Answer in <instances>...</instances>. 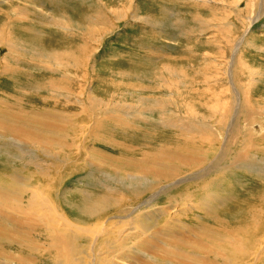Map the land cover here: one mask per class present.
Masks as SVG:
<instances>
[{
	"label": "rangeland",
	"instance_id": "1",
	"mask_svg": "<svg viewBox=\"0 0 264 264\" xmlns=\"http://www.w3.org/2000/svg\"><path fill=\"white\" fill-rule=\"evenodd\" d=\"M22 6L30 14L36 15H31L32 20L28 25L34 30H42L39 33L46 48L25 47L26 61L30 65L26 64L29 68L22 66V69L28 70V78L4 76L8 84L0 88V92L13 93L15 97L11 96L7 101L10 105H19L23 121H31L34 115L37 122L53 125L61 122L57 116L66 115L70 121L77 119L86 122L82 127L86 132L85 138L78 142L76 140L80 135L73 136L75 144L80 143L79 152L75 146L69 150L77 163L69 164L67 170H75L59 185L61 196L66 197V201L59 206L74 218L79 215L75 209H71V205L82 211L94 210V206L101 204L109 205L106 209L108 214L102 219V227L111 214L127 216L138 205L135 199L141 195L135 196L131 189L123 185L124 181L118 180H128V175H137L140 172L138 166L143 165L149 157L147 162L151 164L153 159L162 158L168 152L187 156L193 147L189 141L182 139L197 141L198 136L183 124L199 123L198 114H202L195 109L185 111L187 103L203 100L202 92L208 88L216 92L228 90V97L232 95V74L229 73L232 69L233 75L237 70L251 71L252 77H242L240 84L236 80L235 86L238 90L240 87L242 94L249 90L248 94L255 100L260 98V94L261 101L264 100V15L257 18L253 25L249 23L250 16L254 19L259 15L257 9L264 8V0H0V12H23L25 8ZM119 10L124 13H117ZM6 14L0 16V23L9 17ZM91 35L90 41L88 37ZM241 40L242 45L236 55L239 62H233L235 43ZM83 43L90 47L92 58L90 61L73 62L76 67L72 68V72L64 68L65 65L57 69V66H53L58 65L57 61L44 66L45 62L50 61L53 49L70 51L65 52L71 55V60H83L76 52ZM5 51L0 50L1 57L6 55ZM36 51L41 54L43 64L28 60H38V56L34 57ZM44 54L47 56L44 57ZM26 82L29 87L25 86ZM105 111L113 117H106ZM95 121L97 125L94 126ZM177 122L183 124L176 125ZM259 123L264 125V120ZM213 124L208 123L214 128ZM209 126L208 133L213 134L216 128ZM37 127L40 130L46 125L40 123ZM59 132L63 133L64 130L59 129ZM55 146L62 148L59 143ZM14 147L15 144L8 140L0 143V164L5 165L9 174L22 175L26 179L30 173L39 170L56 174L57 168L51 167L56 162L50 156L44 153L32 155L26 151L25 154L14 153ZM240 168L232 166L228 177H224L226 181L206 186L212 195L225 189L226 195L231 197L227 200L228 205L217 209L218 214L224 210L227 212L225 222L219 223L224 226L222 230L220 227L212 230L217 222L202 216L207 212L210 214L209 200H200L203 195L197 192L187 200L167 202L162 198L149 210L145 209L143 213L155 214L164 207L173 206L170 215H163L158 224L140 215L132 223L137 213L121 221L112 220L108 225V237L112 238L115 232L128 228L136 242L142 239H146L147 243L171 240L178 244L181 233L195 230L199 235L209 232L215 240L234 238L236 235L243 243L249 237V226L254 223H248L247 207L257 202V196L263 193L260 187H264V176ZM189 172L182 173L176 181L189 176ZM173 181L161 182V186L173 184ZM193 183L195 181L180 184L174 194H179V191L185 193V187ZM200 201L205 203L203 209L194 213L187 211L189 204ZM45 211V216L53 220L55 213ZM195 215L202 216L201 220ZM95 220L89 218L85 221L92 224ZM142 226H147L149 230L140 233ZM164 227L165 231L160 230ZM2 228L10 233V237L17 232L19 236L15 240L22 241L26 250L35 254H39L38 240L50 235L35 228L33 238L35 235L36 238L30 240L24 227L12 220ZM2 238L0 235V243L8 251L21 250L15 242L14 247H10L11 242L1 241ZM245 247L250 248L247 244ZM126 260L134 262L131 252L126 254ZM257 264H264V253Z\"/></svg>",
	"mask_w": 264,
	"mask_h": 264
},
{
	"label": "bare ground",
	"instance_id": "2",
	"mask_svg": "<svg viewBox=\"0 0 264 264\" xmlns=\"http://www.w3.org/2000/svg\"><path fill=\"white\" fill-rule=\"evenodd\" d=\"M249 6L251 5L249 4ZM22 8L25 7L22 6ZM261 8L257 9L259 15L255 16L254 19L250 16V25L257 18L264 15V8H262V12ZM27 10L25 8L23 12H11L12 16L10 11L0 12V16L6 14V12V15L9 16L8 18L6 17V21L0 23V50H6L5 56L1 57L0 55V88H4L8 84L4 80V76L28 78V70L22 69V66L29 68L28 65H30L26 61L25 47L42 48V46H45L41 39L42 36H40L42 34L39 33L41 29L34 30L28 25L32 20L31 15L35 14H30ZM119 12L121 11H117V13ZM126 16L128 15L126 14ZM1 17H4V15ZM100 17L102 18V16ZM86 20L88 19L86 18ZM26 34L30 35L26 36ZM92 37L93 35L88 37V39L91 41ZM235 44L237 45L233 55V62H239L236 55L240 51L242 40ZM65 51L70 52L64 49H53L51 51L53 55L49 56L50 61L45 62L44 66L52 65L54 64L53 62L57 61L58 65H53L57 66V69L59 68L58 66L65 65L64 68H68L72 72V68L76 67L73 62L90 61L92 58L90 47L87 44L79 47L76 51L79 58H83V60H78V58L71 60V55ZM36 56H38V60L34 58H28V60H31L32 63L38 61L39 65L43 64L39 51L35 52L34 57L36 58ZM43 56L46 57L47 55L44 54ZM229 73L232 74L230 78L234 89L232 95L228 97V90L216 92L211 88L205 89L201 95L203 100L187 103V109L185 110L195 109L201 112L202 114H198L200 116L197 118L199 123H175L176 125L183 124L188 129H192L191 131L198 136L197 141L182 139L189 141L193 149H190L187 156L172 155L170 152L167 155L165 153L166 156L159 154L162 158L153 159L151 164L147 162L150 160L149 157L143 165L139 164L138 169L140 172L137 175H128V180H118V182L124 181L123 183L125 184L123 185L131 189L132 194L141 196L135 199L138 205L131 209L127 216H122L118 213L111 214L103 222V227L102 219L108 214L106 209L109 208V205L107 204L94 206V210L91 211L78 210L70 204L71 209L77 211L78 218L69 216L59 206L66 201V197L64 195L61 196L59 185L63 184L70 172L75 170L71 168L68 171L67 166L74 164V162L77 163L74 156L72 157L69 154V150L75 146L79 152L80 143L75 144V142H80L85 138L86 132L82 130V127H85L86 122H80L77 119L75 122L71 120L74 123L70 131L72 124L66 115L57 116L61 122H58V124L56 122L53 125L47 122H37L34 115H32L31 121H23L19 105H10L7 101L9 97L13 96V93L0 92V143L4 144L6 140L14 143V153H30L32 155L44 153L56 162V164L53 162L51 167L55 166L57 168L55 175L42 173V170H39L38 172L30 173L26 179L22 175L14 174L13 176V174H9V170H7L5 165L0 164V235L3 236L1 241L7 240L8 244L11 242L10 247L13 246V242L21 247L20 251L12 252L5 249L0 243V264H257L260 255L264 253V187H260L263 189V193L257 196V202H253V205L247 207L249 210L248 223H254L249 226V237L243 243L236 235L234 238L228 237L223 240H215L209 232L199 235L200 233L196 234L195 230L181 233L177 239L178 244L171 240H158L157 243H147L146 239H142V241L136 242V238L131 236L132 232L128 228L115 232V236L112 238L108 237V225L112 223V220L118 219L121 221L129 218L133 213H137L132 218V223L140 215L144 216L146 220H154L158 224L159 219L163 215H170L173 206L164 207L159 213L155 214L152 212L143 213L145 209L152 207L158 201L160 202L162 198L163 201L166 200L167 202L179 199L187 200L191 194L194 195L197 192L203 195L200 200H209L210 214L207 212L202 216L212 218L213 222H217V225L214 228L212 227V230H216L218 227L222 230L224 226L219 225V223L225 222V214L227 212L224 210L222 211L223 213L218 214L217 209L219 206L228 205L229 201L227 200L231 197L226 195L225 189L212 195L206 186L208 184H220L222 180L226 181L224 177H228L229 169L232 166L243 167L242 171L258 173L262 177L264 176V142H262L264 140V125L259 123V121L264 120V100L261 101V94L260 98L255 100L252 95L248 94L249 90L242 94V91H239L241 90L240 87L238 90L235 86L236 83L234 82L236 80L240 84L242 77L250 78L251 71L237 70L233 75L232 69ZM24 74H26L25 77ZM27 82L25 86L29 87ZM262 98H264V93ZM84 112H86L88 118V111L85 109ZM103 113L108 118L113 117L108 111ZM29 122L31 124L27 125ZM209 122H213L215 127L209 126ZM40 123L45 124L46 127L38 130L37 125ZM95 124L97 125L96 121L94 126ZM207 126L213 129L216 128V130L212 131L213 134L208 133L210 128ZM74 127H77V131ZM59 129L64 130V132L60 133ZM58 134L60 138L57 137ZM77 135H80L78 137L79 140L76 138L77 140L75 141L73 136L76 137ZM58 143L62 148L55 146ZM24 151L26 152L24 153ZM142 157L144 158V156ZM155 165H158L157 169ZM185 172H189V176L176 181ZM40 176L44 178H37ZM256 177L260 176L256 175ZM171 181L174 183L161 186V182L165 184ZM192 181H195V183L187 185L185 193L179 191V194H174L177 192L176 190H179L180 184ZM159 187L161 188L157 190ZM151 190H153V193L150 192ZM171 194L174 195L170 197L169 195ZM213 203L216 204L213 205ZM204 207L205 203L200 201L189 204L187 211L194 213V211L201 210ZM45 209L55 213L53 220L45 216ZM202 216H196V218L200 219ZM89 218H95L96 220L92 224H87L85 220ZM10 220L23 226L30 240L36 238V235L33 238L35 228L50 233V235L48 234L38 240L39 254L29 253L22 241H16V237L19 236L17 232L10 237V233L2 228L6 227L7 222ZM145 229L149 230L147 226L140 227V233L145 232ZM165 229L166 227L160 230L165 231ZM213 232L215 233V231ZM246 244L250 248L245 247ZM178 245L182 248H179ZM130 252L135 258L133 263H129L126 260V254Z\"/></svg>",
	"mask_w": 264,
	"mask_h": 264
}]
</instances>
